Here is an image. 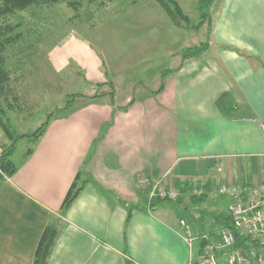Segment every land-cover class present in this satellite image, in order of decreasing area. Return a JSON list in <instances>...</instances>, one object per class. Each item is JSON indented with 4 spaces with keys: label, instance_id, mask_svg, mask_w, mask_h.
Listing matches in <instances>:
<instances>
[{
    "label": "crops",
    "instance_id": "0c3cea01",
    "mask_svg": "<svg viewBox=\"0 0 264 264\" xmlns=\"http://www.w3.org/2000/svg\"><path fill=\"white\" fill-rule=\"evenodd\" d=\"M217 8L210 48L187 60L169 55L172 66L156 74L163 90L139 99L117 102L115 82L86 40L71 34L56 45L55 75H80L89 96L113 85L114 100L104 89L54 115L37 142L23 138L33 152L0 184V264H32L48 225L59 231L48 264H190L202 236L218 242L233 197L208 194L264 182V0H223ZM15 109H5L10 123L21 122ZM1 129L0 146L9 145ZM77 179L82 190L63 209ZM193 181L206 192L198 203L188 195ZM159 182L181 197L154 203Z\"/></svg>",
    "mask_w": 264,
    "mask_h": 264
},
{
    "label": "rangeland",
    "instance_id": "374dc122",
    "mask_svg": "<svg viewBox=\"0 0 264 264\" xmlns=\"http://www.w3.org/2000/svg\"><path fill=\"white\" fill-rule=\"evenodd\" d=\"M176 1L189 23L181 20L175 24L154 0H75L73 6L67 1L40 4L10 16L12 34L19 36L8 51L9 67L19 79L16 86L20 99L16 104L21 107L11 115H19L21 122L26 120L21 123L12 119L13 130L31 133L47 119V114L66 115L79 104L99 98L93 100L88 95L90 86L82 82L80 75L54 74L49 56L68 35L76 34L86 40L91 51L102 57L108 79L115 82L119 103L127 95L139 99L146 90L159 86L156 74L159 67L172 66L169 55L177 54L178 59L186 50L202 45L207 51L216 9L223 0H212L210 8L208 0ZM104 89L111 90L100 85L97 94ZM68 101L70 109L66 107ZM5 139L1 140L9 141ZM32 146L28 139L19 141L12 161L20 164ZM0 149L4 151L2 146ZM197 254L195 244L194 256Z\"/></svg>",
    "mask_w": 264,
    "mask_h": 264
},
{
    "label": "trees",
    "instance_id": "16d2710c",
    "mask_svg": "<svg viewBox=\"0 0 264 264\" xmlns=\"http://www.w3.org/2000/svg\"><path fill=\"white\" fill-rule=\"evenodd\" d=\"M68 2L71 6L74 5L75 0H0V127L4 131L7 138L11 141L9 145H1L4 151L0 154V184L2 180L8 176L14 175L18 167L12 161L11 156L15 152L16 144L19 140L23 138H31L37 142L47 131L48 126L50 124L51 119L55 115L53 112L48 114L47 119L33 132L18 134L15 130H13L8 118L5 116V109H19L18 107V78L14 77V71L9 67V54L8 51L15 46V41L17 36L12 34V30L14 29V24L9 22L10 16L22 12L25 10H29L31 7L40 4H54L59 2ZM164 8V10L169 14L171 18L178 24L181 20H185L186 23H189L190 19L186 14H184L181 6L178 4L176 0H154ZM212 0L207 1V6L210 8ZM209 16V15H208ZM203 22V20L201 21ZM201 24V23H200ZM12 46V47H11ZM206 50V46L204 45L197 48H190L185 51L183 54V59L187 60L193 58L195 56L200 55ZM163 76H167L166 73ZM100 85V84H99ZM111 93L110 97L114 100L115 90L113 85H111ZM164 88V81L161 83L159 89L154 93L161 92ZM102 94H96L92 96L93 100ZM227 94H224L218 101L217 104L219 107H223L225 101H227ZM92 100V99H91ZM14 101V102H13ZM18 105H17V104ZM69 101L66 105L68 109ZM67 109V110H68ZM72 109V108H71ZM75 109V108H73ZM72 109V110H73ZM126 108H123L125 110ZM72 110L69 112L71 113ZM68 113V114H69ZM33 150L29 149L27 154H32ZM78 178V177H77ZM79 179L75 180L71 189L69 190L64 202L63 209L67 208L79 195L82 187L79 186ZM195 197V196H193ZM194 202L198 203L203 200V196L193 199ZM171 202L169 199H156V202ZM231 227V222L228 225ZM58 228L56 225H48L39 241L38 247L35 251V255L33 258L32 264H48V259L51 254L52 247L54 242L58 236ZM245 239H242L238 236L237 244L243 246Z\"/></svg>",
    "mask_w": 264,
    "mask_h": 264
},
{
    "label": "built area",
    "instance_id": "2783aa9c",
    "mask_svg": "<svg viewBox=\"0 0 264 264\" xmlns=\"http://www.w3.org/2000/svg\"><path fill=\"white\" fill-rule=\"evenodd\" d=\"M0 149V154H1ZM189 196L206 195L202 185L193 181L188 191ZM231 195L233 202L229 207L231 227L219 234L218 242L208 241V236H202V246L196 259L190 264H264V182L245 188L242 185L216 187L208 194ZM181 189L173 184L159 182L154 186L152 197L178 200ZM183 224H185L183 222ZM192 245V231L186 226ZM238 236L245 239L243 246L237 244Z\"/></svg>",
    "mask_w": 264,
    "mask_h": 264
}]
</instances>
